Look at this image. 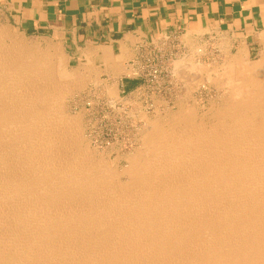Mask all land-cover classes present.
<instances>
[{
    "label": "bare ground",
    "instance_id": "1",
    "mask_svg": "<svg viewBox=\"0 0 264 264\" xmlns=\"http://www.w3.org/2000/svg\"><path fill=\"white\" fill-rule=\"evenodd\" d=\"M37 45L0 26V264H264V47L232 52L211 81L220 102L152 120L117 171L64 111L90 71L50 66ZM188 56L173 71L207 89ZM103 88L111 107L141 108L138 87Z\"/></svg>",
    "mask_w": 264,
    "mask_h": 264
},
{
    "label": "crops",
    "instance_id": "2",
    "mask_svg": "<svg viewBox=\"0 0 264 264\" xmlns=\"http://www.w3.org/2000/svg\"><path fill=\"white\" fill-rule=\"evenodd\" d=\"M0 19L55 43L75 69L90 71L89 85L121 96L140 86L142 57L164 35L184 48L214 38L249 56L264 47V0H0Z\"/></svg>",
    "mask_w": 264,
    "mask_h": 264
},
{
    "label": "rangeland",
    "instance_id": "3",
    "mask_svg": "<svg viewBox=\"0 0 264 264\" xmlns=\"http://www.w3.org/2000/svg\"><path fill=\"white\" fill-rule=\"evenodd\" d=\"M0 26L7 27L14 36L23 39V41L25 40L27 43L38 44V48L45 53L47 52L48 58L50 57L48 59L50 66L59 64V61H61L60 65H62L64 72L75 70L74 65L68 62L60 47L50 40L24 35L2 19H0ZM227 53H229L228 46H224L222 43L216 45L214 38L204 37L201 40L189 39L185 48L179 46L177 51H172L170 59L167 57L168 54H165L166 59H163L164 62L160 64L162 74L159 78V84L154 88L145 87L136 97V100L143 105L142 107V105L138 104L141 107L139 110H146V113H142L146 116L137 117L139 110L134 113L135 110H132V108L135 109L133 105H122L120 103L115 107H111L112 105L107 102V97L104 94V88L97 84L95 86L94 84L89 85L87 79H85V84L80 87L77 86L78 89L75 87L64 94V111L66 110L68 116H75L80 120L81 134L85 138V143L87 141L88 148L94 152L93 155L103 156L105 160L116 167L117 171H121L128 165V156L142 147L140 137L150 130V122L152 120H158L163 123L162 119H165V122H167L172 112H178L185 105L193 107L199 113H204V110L209 109L211 105L215 107L220 102L221 94L225 91V88L216 87L212 82H216L214 80L217 75L216 69H220L219 67L226 63L227 58L233 56V53ZM188 55H191L195 61L207 67L202 72L201 77L197 78L200 82L209 85L207 89L200 88L193 83L189 84V79L186 81L189 74L186 75L181 71L175 74V71H173L175 66L172 63L179 57ZM256 56L257 54L247 57L246 62L254 61ZM165 67H167V70H164ZM171 67L173 74L171 73ZM142 83L141 81L140 85ZM129 95L130 98L134 97V93H129ZM126 96L124 95L123 97ZM154 105H157V107L154 108ZM125 179L126 177L124 178V174H122L120 180L123 181Z\"/></svg>",
    "mask_w": 264,
    "mask_h": 264
},
{
    "label": "built area",
    "instance_id": "4",
    "mask_svg": "<svg viewBox=\"0 0 264 264\" xmlns=\"http://www.w3.org/2000/svg\"><path fill=\"white\" fill-rule=\"evenodd\" d=\"M179 45L175 35L168 34L161 37L156 45L148 47L147 53L142 57L143 63L139 71V77L143 83L138 87V94L145 87L154 88L159 84L162 74L160 64L164 62L163 59H166L165 54H168V58L172 57V51H177ZM164 70H167V67Z\"/></svg>",
    "mask_w": 264,
    "mask_h": 264
}]
</instances>
